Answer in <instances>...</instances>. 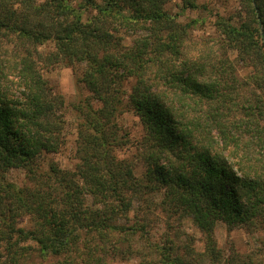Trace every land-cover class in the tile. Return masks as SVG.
Wrapping results in <instances>:
<instances>
[{
  "label": "trees",
  "instance_id": "1",
  "mask_svg": "<svg viewBox=\"0 0 264 264\" xmlns=\"http://www.w3.org/2000/svg\"><path fill=\"white\" fill-rule=\"evenodd\" d=\"M170 1L0 0V264H16L31 250L70 264L67 258L81 244L83 254L87 248L82 264H103L89 257L92 246L103 248L100 242L112 234L124 242L147 232L145 219L129 223L134 200L143 213L158 209L166 218H191L209 264L220 257L217 222L264 232V177L240 153L254 157L264 150V100L258 96L256 116L249 106L228 117L233 105L223 92L222 68L182 58L186 25L166 8ZM247 2L246 22L234 26L220 17L216 25L253 60L264 95V0ZM85 11L91 12L86 18ZM119 29L138 34L125 45L114 33ZM9 35L16 49L2 45ZM47 42L53 49L44 54L39 46ZM58 61L85 65L81 80L88 93L73 106L78 160L72 169L42 160L64 144V98L41 73L42 64ZM129 110L143 126L140 176L132 161L114 154L126 142L118 114ZM259 162L264 166V158ZM15 168L25 171L22 185L5 178ZM21 213L30 216V227L16 225ZM155 252L156 264H190L174 256L173 245Z\"/></svg>",
  "mask_w": 264,
  "mask_h": 264
},
{
  "label": "rangeland",
  "instance_id": "2",
  "mask_svg": "<svg viewBox=\"0 0 264 264\" xmlns=\"http://www.w3.org/2000/svg\"><path fill=\"white\" fill-rule=\"evenodd\" d=\"M71 1L73 4L78 2V0ZM194 2L196 6L193 8L186 6L183 0H172L166 4V8L177 15L178 22L186 25L187 32L181 46L182 58L193 64L202 62L208 67L214 65L222 68L227 79L226 83L222 84L223 92H228L227 101L231 100L229 105H233L229 118L239 117L237 107L243 109L249 106L251 107L249 112H252V116H256L257 98L260 95L264 100V95L255 84V64L253 65V60L245 59L244 52L240 53L234 46L235 42L228 40L216 25V20L220 17L234 26L246 22L249 19L247 0H194ZM90 14L91 12L85 11L83 17L86 18ZM114 33L125 45L131 44L138 34V32L133 34L120 29ZM16 40L14 35L3 36L1 43L9 50L16 49L18 47L15 46ZM52 49L51 42L39 46V50L44 54ZM84 66L81 61H73L70 64L58 61L54 64L41 65V73L47 79L52 91L61 94L65 102L61 111L64 120L62 129L64 144L57 152L44 154L42 160L44 163L53 160L63 169H72L78 160L75 154L77 116L73 106L79 97H84L88 93L81 80ZM133 80L131 78L128 81L127 89ZM117 120L119 133L125 136L126 142L123 146L116 148L114 154L119 159L132 161L135 173L140 176L144 167L141 160L142 149L138 146V141L142 137L143 126L138 116L131 110L119 113ZM259 121L264 124V115ZM257 151L255 149V152ZM260 152L259 155L253 154L254 157L251 155L246 157L243 152L240 153L245 165L250 167V170H255L258 176L264 177V166H261L259 162L264 158V150ZM5 178L16 185H22L26 178L25 171L21 168L10 169L6 171ZM159 198L160 196L158 198L156 196L155 199ZM87 204L93 205L89 196H87ZM141 205L140 201L132 202V208L128 214L129 223H133L136 217L143 218L147 221V232L134 233L128 239L129 241L124 242H116L117 235L112 234L106 241L100 242L103 248L92 246L94 249L89 257H99L103 264H156L159 257L155 252L157 246L167 244L173 245L174 256L182 257L185 262L190 264L211 262L206 253L203 234L191 218L188 216L166 218L158 209L143 213L139 210ZM30 219L29 215L21 213L16 225L28 228ZM120 221L124 222L121 219ZM263 235L264 232L257 226L236 225L231 229L224 222H217L214 239L220 257L213 264H264V246L261 243ZM31 245L34 246L33 243ZM127 246L129 251L126 250ZM82 249L83 244H81L80 252L76 249L70 254L67 258L68 263L82 264L87 248L84 247L86 251L84 254ZM61 260L62 256L42 257L37 251L31 250L28 257L19 258L16 264H58Z\"/></svg>",
  "mask_w": 264,
  "mask_h": 264
}]
</instances>
